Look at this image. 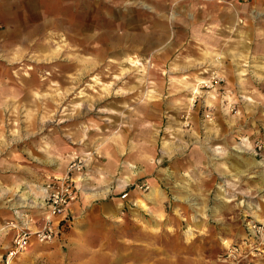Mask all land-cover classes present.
I'll use <instances>...</instances> for the list:
<instances>
[{"label": "rangeland", "instance_id": "1", "mask_svg": "<svg viewBox=\"0 0 264 264\" xmlns=\"http://www.w3.org/2000/svg\"><path fill=\"white\" fill-rule=\"evenodd\" d=\"M0 132L4 219L72 157L93 179L63 233L9 264H264V0H0Z\"/></svg>", "mask_w": 264, "mask_h": 264}, {"label": "built area", "instance_id": "2", "mask_svg": "<svg viewBox=\"0 0 264 264\" xmlns=\"http://www.w3.org/2000/svg\"><path fill=\"white\" fill-rule=\"evenodd\" d=\"M83 168V159L75 157L70 161L63 176L48 180L44 188V197L35 207L37 211L41 212V219L35 230L31 229L32 219L20 223L10 222L4 226L6 229L14 231L11 244L4 254L5 264H9L14 257L22 253L32 244L33 240L41 244L51 243L70 225L67 211L78 198L77 181L83 172ZM125 197L123 195L121 198ZM248 230L254 237L260 235L261 241L264 243V223L253 224ZM249 248L257 249L251 248L247 241L227 245L228 255L233 259L242 258L244 256L243 250L247 251Z\"/></svg>", "mask_w": 264, "mask_h": 264}, {"label": "crops", "instance_id": "3", "mask_svg": "<svg viewBox=\"0 0 264 264\" xmlns=\"http://www.w3.org/2000/svg\"><path fill=\"white\" fill-rule=\"evenodd\" d=\"M72 154H75V153L72 152ZM71 157H72L71 153L65 156L66 159H70ZM128 167H130L129 164H128ZM90 174H92V172L90 170H88V173H86V175L83 173L79 175L78 181H77L79 187L82 188V187H84V185H89V183L93 182V179H90L91 177H88V176H90ZM127 175H125V176H123V178H121V182L124 184V186H126L128 181H130L133 178L132 177L131 179L125 181L124 177H126ZM90 187L94 188V189H91ZM95 188L96 187L89 186L88 191H91L92 193L84 192L83 193L84 198H92V202L95 203V207L97 209H100L102 212H107V213H109V211H111V213H112L111 216L113 218H117L118 217V211H120V207L122 205V202L118 200L119 198H115L112 201H110L109 203L102 204L101 199H104V197L109 193V190L107 188H103V190H97L96 191ZM154 195L155 194H152V196L145 195V196H143V198L150 200L151 197L153 198ZM135 200H140V199L138 197H135L134 202H135ZM140 201L144 204V201L142 199ZM78 204L79 203H76V204L73 203L68 208L67 216L69 218L72 219V216H75L76 214H78ZM144 206H145V204H144ZM35 207H37V206H32V208H30V210H26V211H28L27 214H24L23 210L22 211H15L14 210V211H12L11 217H9L8 219H4L5 217L0 214V233L2 232V230L4 231V229L6 230V228L4 226H6L10 222L20 223V222H25L29 219H32L31 229L35 230L36 226L39 224V221L41 219V212L37 211L36 210L37 208H35ZM141 209H143V208H141ZM6 234L0 236V249H2L3 247L8 248L10 246L14 231L8 230V233H6Z\"/></svg>", "mask_w": 264, "mask_h": 264}, {"label": "clouds", "instance_id": "4", "mask_svg": "<svg viewBox=\"0 0 264 264\" xmlns=\"http://www.w3.org/2000/svg\"><path fill=\"white\" fill-rule=\"evenodd\" d=\"M67 47V44L61 42L59 44H57V46L53 49V51L47 56L45 57L46 59L49 60V62H51L52 59L57 58L59 53L63 52L64 49ZM30 58H34V57H30ZM89 59H91V57H89ZM127 63L131 64L132 67L134 68H138L141 72H145V68L143 65L140 64V62L138 60H133L132 58H128ZM124 72L129 71L128 69H124ZM121 77L118 75L116 76L114 79L119 80ZM93 79H97L96 77H93ZM202 83H207V82H202ZM211 86V85H209ZM37 98H40L39 93H36ZM247 98V97H246ZM237 116H239V113H237ZM211 122V120H210ZM12 136H19V128H18V122L16 123V127L13 128V130L10 133ZM0 142H3L6 146L10 145L12 142L11 141H7L4 134L2 132H0ZM41 151H43V149H41ZM87 156L90 157L91 154H86ZM86 162H90V161H86ZM154 163H160V161H154ZM132 167H134V165H132ZM191 172V169H189L187 172H185V175H189ZM105 177L103 176V174L101 173V175L99 176L98 179V185L100 186L101 183H103ZM239 182H240V178L239 177H234V183L230 184L229 186L233 188V191L236 190V188L239 187ZM124 185H120L116 191H122L123 190ZM247 194V193H245ZM234 199V197H233ZM231 202V201H229Z\"/></svg>", "mask_w": 264, "mask_h": 264}, {"label": "bare ground", "instance_id": "5", "mask_svg": "<svg viewBox=\"0 0 264 264\" xmlns=\"http://www.w3.org/2000/svg\"><path fill=\"white\" fill-rule=\"evenodd\" d=\"M71 159H73V157L71 158ZM70 159V160H71ZM130 179V177L128 176L126 179H125V181L126 180H129ZM102 193V192H101ZM137 204L139 205V207L140 208H143V205H142V202H139V200L137 201ZM260 221H261V219H260ZM115 255V254H114ZM119 255V254H118ZM115 258V257H114ZM124 258V257H123ZM129 258V257H128ZM115 262V261H114ZM119 261H117L116 263H118ZM111 264H113V263H111Z\"/></svg>", "mask_w": 264, "mask_h": 264}]
</instances>
